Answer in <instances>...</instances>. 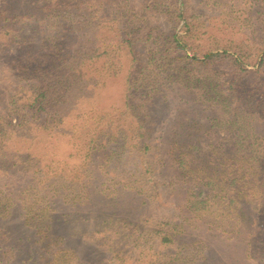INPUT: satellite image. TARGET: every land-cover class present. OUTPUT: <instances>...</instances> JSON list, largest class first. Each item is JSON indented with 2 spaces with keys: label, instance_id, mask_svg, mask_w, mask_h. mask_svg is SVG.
<instances>
[{
  "label": "trees",
  "instance_id": "16d2710c",
  "mask_svg": "<svg viewBox=\"0 0 264 264\" xmlns=\"http://www.w3.org/2000/svg\"><path fill=\"white\" fill-rule=\"evenodd\" d=\"M124 58L125 106L97 113L95 66L103 61V74L118 77ZM177 89L212 108L213 127L235 136L225 163L214 158L196 169L186 159L194 140L183 145L181 135L198 139L210 117L184 108ZM175 99L191 120L164 143V127L184 120L172 114ZM260 127L264 0H0V185L30 179L36 193L19 207L46 243L57 203L75 210L97 191L134 192L149 199V217L136 224L107 214L82 231L121 264L141 250L136 236L144 232L159 264H264ZM77 156L71 170L67 160ZM207 169L222 170L221 184L227 176L230 184L206 181ZM168 177L187 188L177 194L181 205L168 204L176 196ZM8 191H0V218L14 207ZM156 205L169 212L166 222L156 221ZM167 222L160 235L156 227Z\"/></svg>",
  "mask_w": 264,
  "mask_h": 264
},
{
  "label": "rangeland",
  "instance_id": "374dc122",
  "mask_svg": "<svg viewBox=\"0 0 264 264\" xmlns=\"http://www.w3.org/2000/svg\"><path fill=\"white\" fill-rule=\"evenodd\" d=\"M232 14L236 15V12ZM128 61L127 58L123 59V66L121 67L118 77L111 75L105 76L106 73L103 74L104 72L101 70L103 61L97 62L98 66L96 64L97 67L95 66L93 72L100 77V79L102 78L100 88L98 87L92 101L97 113L107 112L125 106V82L129 68L128 65H130ZM175 94L184 97L186 102L185 106L183 104L182 106L193 110V113L200 119L210 117L209 124H207L206 121L201 122L204 125V129H202L198 139L191 137L187 138L186 133L181 135L180 141L186 142L183 145H187L188 140H194L192 148L188 145L183 148L185 155H191L186 157V159L194 160L196 169H199L200 166L207 167L206 164L212 162L214 158L216 160H223V163H225V159L234 154V152H232V144H234L235 136L229 135L224 128H219L217 126L213 127L215 126L213 125V118L216 116H214L212 108L207 105L201 106L198 103H193V100L186 99L190 98L188 92H179L177 89V93ZM187 100L189 101L187 102ZM178 104L179 101L175 99L172 103V114L176 115L183 113L184 120H181L182 123H178L177 121L176 123L173 120L171 121V119L169 120V122H171L164 127L162 133V142L164 143L168 142L174 130L178 128L182 130L181 126L189 123V120H191ZM95 111H93L91 117L95 115ZM186 113L189 114V111ZM81 120L82 117L77 119L76 123H80ZM260 130L263 134L261 137L264 138V129L260 127ZM66 140H70V137H67ZM67 162V165L73 170L75 165H79L80 159L77 156L68 159ZM48 163L50 165L48 170L52 171L55 165L52 160ZM214 171L215 170L207 169L209 175H206V181L216 183L222 187L230 184L229 182L226 183L228 176L225 179V183L221 184V177L222 175L224 176L222 170L216 173ZM169 177L166 182L167 187H169L170 190L173 188L172 191L174 192L176 190V196L170 198L168 204L181 205L183 200L179 199L177 194H179V192L181 193L182 189L186 190L187 188L183 186V182L179 180L175 181L174 178L169 179ZM173 177H177V174ZM16 179L11 182L13 185H10V187L0 185V191L4 192L9 190V198L12 199L14 205L9 215L5 218H0V264H121L122 262H120L119 259L113 258V256L111 257L107 249L101 245L102 243L100 244L97 241L83 237L82 231L93 230L94 221L92 220L94 218L98 219V217L100 218L103 215L118 214L129 222L137 224L141 218L149 217L153 210L152 208L150 209V201L145 195L141 196L134 192L107 195L106 193L97 191L90 194L91 198L89 197L85 205L77 207L75 210L67 205H60V203H57L54 206L55 211L51 213L53 230L55 232L54 238L49 243H46L40 239V236L37 235L35 230L24 224L23 212L19 207L23 198L35 195L36 192L34 188H31L33 185L30 183V179L23 175L19 176L17 180ZM172 180L175 182H172ZM235 186L239 185L236 183ZM196 187L202 195H205L207 192L203 184L197 185ZM199 187H202L203 191L199 190ZM179 189H181V191H179ZM5 194L6 192L2 194V196H5ZM160 204L164 207L166 206V201L161 200ZM156 208L157 211L154 215L156 214L159 216L156 221H158V223L162 221L166 222L167 219L164 217L166 215L170 216L169 212L160 211L158 205H156ZM170 219L178 221L177 218ZM89 221L91 222L89 223ZM167 226H170L169 222L161 225L159 228L156 227V229L160 232V235H162L167 230ZM145 234L144 232L142 235L136 236V239L139 240L141 250H136L134 248L135 253H133V258L126 259L124 261L126 263L124 264H159L156 254L149 250L151 244L155 245V243L148 242L145 238ZM186 238H189V235H187ZM125 243L131 246L127 248V251L131 248L133 250V246L131 243L128 244V240H126ZM154 247L155 246L152 248L155 249ZM218 249H220V245ZM216 264L224 263L223 260H220Z\"/></svg>",
  "mask_w": 264,
  "mask_h": 264
}]
</instances>
